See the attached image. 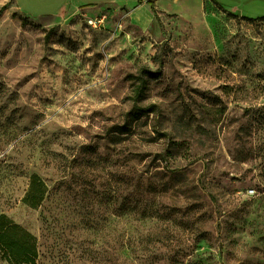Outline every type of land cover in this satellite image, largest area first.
I'll return each mask as SVG.
<instances>
[{
	"label": "rangeland",
	"instance_id": "rangeland-1",
	"mask_svg": "<svg viewBox=\"0 0 264 264\" xmlns=\"http://www.w3.org/2000/svg\"><path fill=\"white\" fill-rule=\"evenodd\" d=\"M64 1L0 0V264H264V0Z\"/></svg>",
	"mask_w": 264,
	"mask_h": 264
},
{
	"label": "crops",
	"instance_id": "crops-1",
	"mask_svg": "<svg viewBox=\"0 0 264 264\" xmlns=\"http://www.w3.org/2000/svg\"><path fill=\"white\" fill-rule=\"evenodd\" d=\"M147 1L158 3V0H66L64 3L58 6L54 15L57 16L63 14L68 10L69 12H86L84 8L90 6H99L100 8H105V10L112 8L115 10H122V12H125L128 17H132V20L136 22L138 27H146L154 17L150 6L146 4ZM221 7L242 16L240 11L237 10L239 8V3L231 4L230 7ZM83 17H87V14L83 15Z\"/></svg>",
	"mask_w": 264,
	"mask_h": 264
},
{
	"label": "trees",
	"instance_id": "trees-1",
	"mask_svg": "<svg viewBox=\"0 0 264 264\" xmlns=\"http://www.w3.org/2000/svg\"><path fill=\"white\" fill-rule=\"evenodd\" d=\"M147 5L150 6V9L152 11V13L154 15H156V11H155V6L153 2L147 1L146 2ZM263 19V18H262ZM144 75H148V78L150 79H157L161 74L160 72H144ZM133 79L137 80L138 83L136 85H134V88L132 90L133 96V112L135 113V115L137 116H141V115H145V114H151L153 112H155L157 110V107L155 104H149L147 106H139L138 101L139 99L142 97L144 91H145V84H146V80L145 78L138 76V77H133Z\"/></svg>",
	"mask_w": 264,
	"mask_h": 264
},
{
	"label": "built area",
	"instance_id": "built-area-1",
	"mask_svg": "<svg viewBox=\"0 0 264 264\" xmlns=\"http://www.w3.org/2000/svg\"><path fill=\"white\" fill-rule=\"evenodd\" d=\"M85 24L89 27L98 29V28H103L105 25V21L107 20L106 15H101L100 17L97 18H88L85 17Z\"/></svg>",
	"mask_w": 264,
	"mask_h": 264
}]
</instances>
